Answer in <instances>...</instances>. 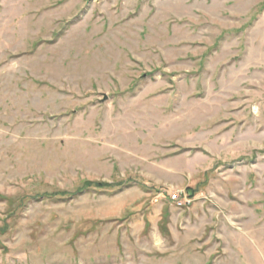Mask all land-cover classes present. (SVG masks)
Wrapping results in <instances>:
<instances>
[{
    "label": "rangeland",
    "instance_id": "374dc122",
    "mask_svg": "<svg viewBox=\"0 0 264 264\" xmlns=\"http://www.w3.org/2000/svg\"><path fill=\"white\" fill-rule=\"evenodd\" d=\"M0 264H264V0H0Z\"/></svg>",
    "mask_w": 264,
    "mask_h": 264
},
{
    "label": "built area",
    "instance_id": "2783aa9c",
    "mask_svg": "<svg viewBox=\"0 0 264 264\" xmlns=\"http://www.w3.org/2000/svg\"><path fill=\"white\" fill-rule=\"evenodd\" d=\"M172 200L174 203L179 204L180 206L185 205V203L182 202V200L177 194H174V196L172 197Z\"/></svg>",
    "mask_w": 264,
    "mask_h": 264
},
{
    "label": "trees",
    "instance_id": "16d2710c",
    "mask_svg": "<svg viewBox=\"0 0 264 264\" xmlns=\"http://www.w3.org/2000/svg\"><path fill=\"white\" fill-rule=\"evenodd\" d=\"M192 195V194H191Z\"/></svg>",
    "mask_w": 264,
    "mask_h": 264
}]
</instances>
